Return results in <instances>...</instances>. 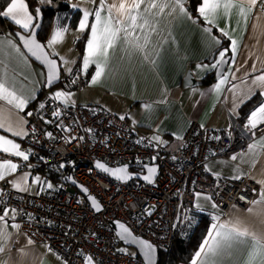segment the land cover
Segmentation results:
<instances>
[{"label": "crops", "instance_id": "1", "mask_svg": "<svg viewBox=\"0 0 264 264\" xmlns=\"http://www.w3.org/2000/svg\"><path fill=\"white\" fill-rule=\"evenodd\" d=\"M62 1L67 2L70 7L72 4L79 6L78 18L73 24L68 23V19H65L63 23L53 22L44 43L47 47V42L57 26L66 28L67 31L63 39L47 49L51 54L57 56L62 71L71 74L72 77L81 73L85 75L87 81L81 89H76V95L71 97L68 103L59 100L65 104H70L75 100L81 103L97 104L126 118L138 133L149 129L151 139L157 136L160 138L159 140L152 139V142L160 144L165 150L180 144V137L191 121H197L211 129H222L234 125L238 121L240 101L247 99L243 97V93L249 88H252V94H259L262 90L254 86L252 80L255 76L264 74V12L261 11V4H264V0H258L257 5L249 13L247 25L238 15V9H233L230 17H225L221 11L215 17V24H208L199 16L198 6L202 0L196 6L197 19H194L191 12L189 13L193 19L182 15L179 9L172 12V4L169 0V7L163 14L149 17L151 23L156 26V31L151 34L150 43L146 49L140 51L129 47L125 50L124 41L121 40L114 49H110V58L104 74L94 84L91 83V78L95 73V65H90L86 72L82 71L83 56L90 29L81 33L78 31V24L83 10L87 9L89 12H93L99 6V0ZM25 2L28 4L27 0ZM34 2L41 4L40 0H34ZM57 2L58 0H50V3L45 4L54 5ZM2 10L3 7L0 8V11ZM29 10L32 11L30 7ZM33 15H35V11ZM8 19L10 20V18ZM93 20L94 16H90L89 22L91 23ZM16 27V29H21L18 25ZM205 28H212V32L210 34L205 32ZM220 29L228 31L229 36H223ZM137 34H140L139 30ZM212 36L220 39L219 45L221 46L212 41ZM230 38L238 41L235 54L231 52ZM8 41L19 47L23 55L17 53ZM142 42L143 39H141ZM215 47L218 49L214 57L209 59L208 56ZM225 48L229 49V58L223 72L217 77H212L209 81H203L202 77L208 71H213L212 65L220 58L219 52ZM254 64L256 71H253ZM37 65L39 64L25 52L12 30L0 29V76H4L6 69V86L16 91L18 95L28 98L29 101L35 98L38 89L44 82ZM197 65H201V67H197ZM74 68L76 70L73 73ZM68 69H72V71L69 72ZM187 69H190L193 76L200 79L201 82L182 85L181 78ZM222 76L226 77V82L220 85V89L217 90L215 85L219 83ZM60 83L65 88L74 87L71 82ZM233 85H236L235 89H233ZM262 100L264 97L261 96ZM28 103L21 110L0 100V117H8L13 121L22 117L26 121L25 109ZM259 103L245 116L246 121L250 112ZM145 105L151 107L146 108ZM45 117L42 115V120L49 122V119ZM24 130L26 131V123ZM0 135H6L18 144L22 139V137H15L6 129H0ZM262 136H264V129L255 133L248 145L258 141ZM248 145L245 150L235 155L237 157L235 160L221 156H211L205 160L204 165L210 175L220 179L248 174L257 182L258 187L253 199L244 208L231 205L226 210L217 207L216 210L208 211L211 218L200 243L214 222L213 216H219L221 221L240 216L242 219L252 222L256 220L255 213L264 207V205H252L251 203L259 198L261 184L258 181L264 180V149L258 144L255 150L249 151ZM21 150L29 152L30 156L31 147ZM4 159H11L19 166L16 172L10 173L5 178L11 186L12 181L18 180L25 173L28 174L26 188L33 192L43 190L45 184L50 183L46 177L53 180L52 186L58 183L46 171L34 166L30 157L24 161L23 158L11 154L0 156V161ZM36 176L40 177V182H34ZM209 194L211 196V193ZM4 207L5 205L1 203L0 199V215L3 214ZM7 207L12 209V207ZM250 207L253 208L252 214L247 212ZM193 208L196 207L193 205ZM6 219L10 238L6 242L0 241V246L5 249L0 252V264H67L63 257L51 251L46 244L33 243L28 234L20 228L12 227L17 222L16 216L15 219H12L11 212ZM189 230L190 222L180 235H184ZM199 245L188 260H181L175 264H191L192 257ZM246 254L247 249H242L239 252H234L232 256L225 255L218 259L222 261V264H233L234 260L243 261Z\"/></svg>", "mask_w": 264, "mask_h": 264}, {"label": "built area", "instance_id": "2", "mask_svg": "<svg viewBox=\"0 0 264 264\" xmlns=\"http://www.w3.org/2000/svg\"><path fill=\"white\" fill-rule=\"evenodd\" d=\"M73 79L77 90L87 81L81 73L72 77L60 71L59 82ZM41 104L51 136L28 115L31 108H26L27 135L21 139V149L35 147L41 151L43 164L70 169L73 178L97 199L100 210L65 181L52 188L47 183L43 190L33 192L13 188L2 180L0 199L17 210L16 222L33 243L46 244L67 264H86L88 257L91 264H145L136 252L117 248L119 241L110 219H122L133 233L160 248L174 242L189 224L195 189L211 193L221 210L231 205L244 208L257 191V182L248 174L239 180L218 179L207 172L204 163L211 156L232 159L264 125L250 131L242 119L227 128L211 129L191 121L180 144L165 150L152 142L149 129L138 133L125 118L97 104L77 100L65 104L47 90H43ZM54 111L60 114L53 116ZM96 158L111 164L157 161L159 168L152 182L135 176L121 181L98 169Z\"/></svg>", "mask_w": 264, "mask_h": 264}, {"label": "snow or ice", "instance_id": "3", "mask_svg": "<svg viewBox=\"0 0 264 264\" xmlns=\"http://www.w3.org/2000/svg\"><path fill=\"white\" fill-rule=\"evenodd\" d=\"M172 4V12L179 9L182 15L188 16L189 19H193L188 9L185 7V0H170ZM41 4L50 3V0H40ZM258 0H202L198 6L199 16L203 18L208 24H215V17L222 11L225 17H230L233 9H238V15L244 20L247 25V18L252 9L257 5ZM169 7V0H99V6L94 9L93 12H89L84 9L82 17L79 20L78 31L83 33L90 29V35L87 39L86 51L83 56V68L82 71H87L90 65H95V73L91 78V83H97L99 78L104 74L105 68L108 65L110 58V49H114L116 45L123 40L125 44V50L132 48L140 51H144L147 45L150 43V37L153 32L156 31V26L151 23L149 17L159 16L164 13L165 9ZM71 8L78 9L79 6L72 4ZM261 11L264 12V4H261ZM106 14H103L105 13ZM41 8L35 9V15L29 10V5L25 0H10L6 3V7L0 11V17H8L12 22L18 25L24 30L27 35L17 33L19 39L23 42V47L27 49L32 56L38 60H42L48 68L47 82H52L58 78V69L56 61L49 58L48 52L45 51V45L38 42L36 39V29L40 27V24L34 23L38 21L41 16ZM171 15V13H169ZM94 16L93 22H89V17ZM259 19V17H257ZM139 30L140 34H137ZM66 28L57 26L54 30L51 38L47 42V47H52L57 42L61 41L64 37ZM205 32L211 33L212 28H205ZM223 36L228 37L229 32L225 29H220ZM142 34V35H141ZM141 39L143 42L141 43ZM212 41L216 44H220V39L215 36L211 37ZM8 43L17 52H20V48L11 41ZM238 47V41L230 38V48L233 54L236 53ZM229 51L228 48L219 52L220 59L212 65V68H216L219 64L224 62V57ZM26 59V58H25ZM234 59V57H233ZM154 62V61H153ZM201 67V65H197ZM207 67V66H203ZM69 72L72 69H68ZM253 71H256L255 64L253 65ZM7 70H4V76H0V100H4L9 105H13L17 109H23L29 102L28 98H24L16 93V91L6 86ZM226 82V77H221L219 83L215 85L217 90L220 89V85ZM71 83H76L73 79ZM252 84L257 88L262 89L260 95L264 97V74L257 75L252 80ZM233 89L236 85L232 86ZM252 88H249L243 93L244 98H249L252 94ZM72 93L57 91L53 94L55 99L63 98L65 103H68V99ZM241 103L244 99H241ZM44 107L43 104L40 105ZM146 108H150V105H145ZM60 113L54 111L53 116H58ZM32 115V113H28ZM123 119V117H121ZM26 121L20 117L16 120H12L8 117H0V129H6L7 132L12 133L15 137L26 136L27 133L24 130V124ZM264 125V100L250 112L245 123V128L248 130L257 129L258 126ZM255 136V132L252 133ZM51 136V133H48ZM219 139V137H215ZM81 139H83L81 137ZM154 140L160 138L153 137ZM162 142V141H161ZM264 149V136L260 137L258 141L248 145L249 151H253L257 148V145ZM0 152L11 154L15 157H21L24 161L29 159V152L22 151L20 144L16 143L14 139L9 138L6 135H0ZM155 159V157H153ZM233 160L237 159L236 156L232 157ZM96 166L102 169L106 173H110L118 180L127 181L130 179V175L127 172V165L118 168H110L105 164L97 161ZM18 164L14 163L11 159H4L0 161V181L10 174L14 173L18 169ZM31 167V165H29ZM63 167V165H61ZM147 169V175L143 176V179L147 182H152L154 174L157 172L156 167H149L143 165ZM242 174L235 175L232 179H241ZM28 174L20 177L18 180L12 181L13 188L21 191H26ZM34 182H40V177L36 176ZM261 184L259 192V198L253 200L252 205H264V180L258 181ZM48 188H52V184H47ZM255 191V190H253ZM84 192H88L87 188H84ZM202 193H195L196 197H200ZM92 200L93 206L99 211L100 206L97 204L94 197H88ZM204 199L211 200L210 196H205ZM196 208L203 210L201 205L196 204ZM213 208H216L215 203L212 204ZM9 212L12 213V219H15L17 210L15 208L9 209L7 206L3 209V214L0 215V241H8L10 233L7 231L8 221L7 217ZM249 214L253 213V208H248ZM256 220L249 222L242 219L240 216H234L227 220L221 221L219 216H213V223L208 228L207 235L204 237L199 245L198 250L192 257L191 264H222L218 258L232 256L234 252H239L242 249H247L246 257L243 261L234 260L233 264H264V207H261L256 213ZM120 232L121 239L130 240L132 243L139 244L143 250V255L147 264H155L154 257L156 253V247L147 240L140 239L132 234L130 229L125 224L116 222ZM12 227L19 228L18 224H13ZM31 243V241H29ZM4 247L0 246V252H3ZM92 258H87V264H91Z\"/></svg>", "mask_w": 264, "mask_h": 264}, {"label": "trees", "instance_id": "4", "mask_svg": "<svg viewBox=\"0 0 264 264\" xmlns=\"http://www.w3.org/2000/svg\"><path fill=\"white\" fill-rule=\"evenodd\" d=\"M9 0H0V8L4 7ZM30 9L34 12L36 5L41 8L42 18L40 21V27L37 30V38L41 39L43 42L46 38V35L49 31V28L53 22L63 23L65 19H68V23L73 24L76 22L79 10L71 8L67 2L58 0V2L54 5L49 4H36L34 0H27ZM201 0H186L185 2L188 3L191 8V14L197 16L196 6ZM8 28L10 30L16 29V25L9 20L7 17H0V29ZM221 46V45H219ZM74 70L72 71L74 73ZM212 71H208L203 77V81H209L214 77L211 75ZM43 90H47L43 86L37 91L35 98L31 99L28 103L27 108H31L32 115L31 117L36 120L41 126L46 128L49 125V122L42 120V108L40 107V101L42 98ZM261 101V95L258 93L252 94L249 98L244 100L243 103L240 104L238 108V120H242L248 114V112L256 106ZM45 116V115H44ZM124 118V117H123ZM126 119V118H125ZM7 155L6 153L0 152V156ZM34 165L37 168H41L42 170L46 171L48 175H50L53 179L57 181H63V174L66 171V167L59 166L55 168L51 164H43L42 163V155L41 151L35 147L31 148L30 156H29ZM132 169L138 170V167H132ZM209 212L206 210H200L198 208H192L190 214V230L186 232L184 235H179L176 237L175 241L160 247V264H175L181 260H188L197 246L199 245L201 239L203 238L207 225L210 221Z\"/></svg>", "mask_w": 264, "mask_h": 264}, {"label": "water", "instance_id": "5", "mask_svg": "<svg viewBox=\"0 0 264 264\" xmlns=\"http://www.w3.org/2000/svg\"><path fill=\"white\" fill-rule=\"evenodd\" d=\"M185 6L189 10V12L192 11V8H191V6L188 3H186ZM37 7L38 6H36L35 9ZM193 17H194V19H197V16L196 15H193ZM41 18H42V14L39 17L38 21H34V23H37L38 22L40 24ZM208 27H210V26H208ZM37 30H38V28L36 29V33H37ZM18 32L21 33V34H24V35H27V33H25L24 30H22V29H14L13 30V33H14L15 37L20 41V43H21V45L23 47V42L19 39V36L17 35ZM36 39L38 40V42H40V43H42V44L45 45V43L41 39L37 38V35H36ZM23 49L31 57V59H33L37 64H39L43 68V70H44V82H43V86L45 88H49L52 85H54V84H56V83L59 82V73L61 71V68H60V65H59V62H58V58H57L56 55H53V54H51L49 52V50L47 49L46 45H45V51L48 52L50 59H53V60L56 61L57 69H58V78L55 79L52 82V84H50V85L47 82V76H48V68H47V65L44 64L42 60H38L36 57L32 56L31 53H29L26 48L23 47ZM217 49H218V47H215V48H213L211 50V52H210V54L208 56L209 59H212L214 57V54H215V52H216ZM228 58H229V53L227 52L226 55H225V57H224V62L221 63V64H219L216 68H214L213 71L211 72V75H213L214 77H217L218 75H220L223 72V70H224V68L226 66V63H227ZM199 82H201V80L195 78L193 76L192 71L190 69H187V71L184 73V75L181 78V84L182 85H187V84H192V83H199ZM45 131H46V133H48L49 132V129L46 128ZM97 161L105 164L107 167H110V168H118V167H123V166L127 165V172L129 173L130 177L131 176H135V177H138L140 179H143V176L144 175H147V169L144 168L143 165H148L149 167H156L157 168V172H158V168H159L157 161H150V162H148V161H139V162H136V163H134V162H132V163L131 162H124V163L111 164V163H108V162L104 161L103 159L96 158L94 160V165L95 166L97 164ZM132 167H140V168H142L143 171L131 169ZM98 169H100V168H98ZM100 170L103 171L102 169H100ZM156 173L154 174V176L156 175ZM106 174H108L109 176L113 177L110 173H106ZM62 178H63V181L68 182L69 184L75 186L82 193H84L85 196H86V198H87V200L90 203H92V200H90L88 197H90V196L91 197H94V196L91 193H89V192H84V188L85 187L80 182H78L77 180H75L73 178L70 169H67L64 172ZM113 178L117 179L116 177H113ZM95 200H96L97 204L99 205V203H98V201H97L96 198H95ZM117 221H119L120 223L125 224V226L128 227L129 229H130V227L122 219L112 218V219L109 220V224L112 227V229H113V231H114V233H115L118 241L120 243H122V244L130 245V246L134 247L135 252L143 259L144 263L147 264V262L145 260V257L143 255V250H142V248L140 247L139 244H135V243H132L130 240H124V239H121L120 238V236H119L120 229H119V227H118V225L116 223ZM130 231H131V229H130ZM132 234L134 236H136V237H139L140 239L149 241L151 244H153L156 247V253H155L154 261H155V264H160V248L157 246V244L155 242H153V241H151V240L143 237L140 234H135L133 232H132Z\"/></svg>", "mask_w": 264, "mask_h": 264}, {"label": "rangeland", "instance_id": "6", "mask_svg": "<svg viewBox=\"0 0 264 264\" xmlns=\"http://www.w3.org/2000/svg\"><path fill=\"white\" fill-rule=\"evenodd\" d=\"M37 68H38L39 72L41 73V76L44 78V71L41 68V66L37 65ZM73 88H71V87H69V88L62 87L61 83L58 82V83L54 84L53 87L47 88V91L53 96V94L55 92L62 90L64 92L72 93L71 97H74L76 95V93H77V90H76L75 87H73ZM71 97L69 99H71ZM61 100L64 101L63 98H61ZM46 179H47L48 182L53 183V180L50 177H46ZM197 192L202 193V195L200 197H196L195 193H197ZM205 196H210V194L208 192H205V191H202V190H199V189H195L194 190V202H193V205L195 206L196 204H199V205H201L203 210H206V211H209V212H210V210L212 211V209L216 210L217 207L216 208L212 207V204L214 203L212 198H211V200H206V199H204ZM117 248L121 249V250L129 251L131 253H135L134 247H132L130 245L122 244L120 242L117 243Z\"/></svg>", "mask_w": 264, "mask_h": 264}]
</instances>
